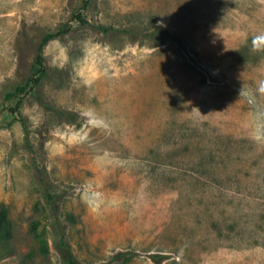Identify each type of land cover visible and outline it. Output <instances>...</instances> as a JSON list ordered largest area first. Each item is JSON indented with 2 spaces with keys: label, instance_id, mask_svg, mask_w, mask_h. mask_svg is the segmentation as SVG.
Here are the masks:
<instances>
[{
  "label": "rangeland",
  "instance_id": "1",
  "mask_svg": "<svg viewBox=\"0 0 264 264\" xmlns=\"http://www.w3.org/2000/svg\"><path fill=\"white\" fill-rule=\"evenodd\" d=\"M82 5L0 0V202L12 226L0 264H60L44 186L80 264H264V0H87L81 11L90 25L161 26L183 49L79 26ZM65 23L43 49L41 103L21 98L29 152L16 101L1 97Z\"/></svg>",
  "mask_w": 264,
  "mask_h": 264
},
{
  "label": "trees",
  "instance_id": "2",
  "mask_svg": "<svg viewBox=\"0 0 264 264\" xmlns=\"http://www.w3.org/2000/svg\"><path fill=\"white\" fill-rule=\"evenodd\" d=\"M86 6L87 0H83V5L76 13L71 16V21H74L79 26L88 27L89 29L94 30L95 32L101 35H107L109 33L124 34L132 39H144L154 46H161L166 43L172 42L179 49H183V44L180 37L168 32L166 29L158 25L154 26L149 32L143 34L137 32L134 33L129 28L117 30L111 27H105L101 25H90L81 16V11L84 10ZM70 30V23H65L55 31L43 33L36 46L35 54L29 67L28 76L24 80L14 83L10 89L6 90L2 94V102H8L11 100L16 101L14 106L8 109V111L13 116V119L19 123L23 132V140L25 142V146H27L29 152H32V150H30V146L28 144L27 128L25 126V122L19 114L21 98L26 94H30L39 104L41 103L37 90L40 87L42 80L47 75V67L44 61L43 49L47 45V43L67 35ZM56 113L59 115L61 114V112L59 111H56ZM56 200L57 195L50 192V189L44 186L43 203L47 208V212L51 218L49 227L53 237L52 247L55 253L57 254L60 264H80L72 255L70 246L65 239L64 227L61 224L57 215ZM67 220L73 221L70 216H67ZM32 230H34V227L32 228ZM11 236L12 226L8 219L7 208L4 203L0 202V243L7 242L11 238ZM153 262L156 263V261Z\"/></svg>",
  "mask_w": 264,
  "mask_h": 264
},
{
  "label": "clouds",
  "instance_id": "3",
  "mask_svg": "<svg viewBox=\"0 0 264 264\" xmlns=\"http://www.w3.org/2000/svg\"><path fill=\"white\" fill-rule=\"evenodd\" d=\"M57 44H58V42H57ZM253 48H254V50L256 49V44H255V42L253 43ZM60 55H61V56L64 55V49H63V48H61ZM261 88H262V90H264V84L261 85Z\"/></svg>",
  "mask_w": 264,
  "mask_h": 264
}]
</instances>
